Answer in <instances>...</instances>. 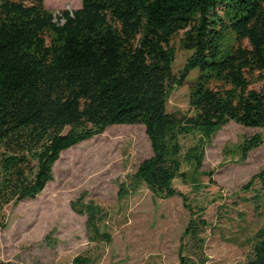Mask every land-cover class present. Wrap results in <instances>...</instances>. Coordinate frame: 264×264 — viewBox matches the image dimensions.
<instances>
[{"label":"trees","instance_id":"trees-1","mask_svg":"<svg viewBox=\"0 0 264 264\" xmlns=\"http://www.w3.org/2000/svg\"><path fill=\"white\" fill-rule=\"evenodd\" d=\"M179 34L191 56L173 74ZM192 69L199 75L188 89L190 114L168 113L170 93ZM260 82L264 0H81L59 15L43 0H0V211L38 196L62 152L112 126L142 125L152 152L118 198L145 186L185 201L173 182L197 188L211 177L200 169L219 130L229 122L264 128V94L251 88ZM187 137L193 144L183 152ZM261 143L244 140L239 160ZM256 180L264 190V171L244 189ZM83 199L71 209L86 216L89 243L109 244L102 209ZM196 228L190 221L183 236ZM182 252L177 264H195ZM71 264H96V256L90 250ZM241 264H264V222Z\"/></svg>","mask_w":264,"mask_h":264},{"label":"rangeland","instance_id":"rangeland-1","mask_svg":"<svg viewBox=\"0 0 264 264\" xmlns=\"http://www.w3.org/2000/svg\"><path fill=\"white\" fill-rule=\"evenodd\" d=\"M46 9L59 15L81 7V0H43ZM176 36L171 65L178 74L191 51L180 48ZM199 75L192 69L181 87H175L167 102L168 113L190 114L188 89ZM251 88L264 94V82ZM261 138V145L239 160L237 148L246 139ZM183 152L193 144L182 139ZM152 155L142 125L112 126L102 134L64 152L52 167L53 179L35 198L0 211V262L9 264H71L88 251L96 264H177L182 249L195 264H241L252 252L253 237L264 222V190L258 180L246 189L253 176L264 171V128H245L229 122L206 148L199 186L173 188L175 196L158 198L141 186L119 199L121 183L141 162ZM187 168L183 166V171ZM84 194L103 211L102 225L109 244L94 247L88 241L86 216L71 209ZM194 233L183 236L189 222Z\"/></svg>","mask_w":264,"mask_h":264}]
</instances>
